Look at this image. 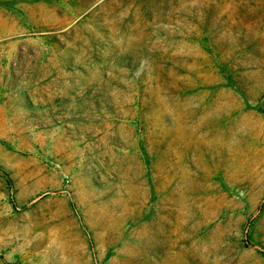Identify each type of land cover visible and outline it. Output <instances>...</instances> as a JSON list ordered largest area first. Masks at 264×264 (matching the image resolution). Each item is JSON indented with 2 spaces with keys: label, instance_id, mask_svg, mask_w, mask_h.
Returning a JSON list of instances; mask_svg holds the SVG:
<instances>
[{
  "label": "rangeland",
  "instance_id": "rangeland-1",
  "mask_svg": "<svg viewBox=\"0 0 264 264\" xmlns=\"http://www.w3.org/2000/svg\"><path fill=\"white\" fill-rule=\"evenodd\" d=\"M0 264H264V0H0Z\"/></svg>",
  "mask_w": 264,
  "mask_h": 264
}]
</instances>
